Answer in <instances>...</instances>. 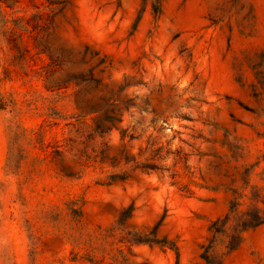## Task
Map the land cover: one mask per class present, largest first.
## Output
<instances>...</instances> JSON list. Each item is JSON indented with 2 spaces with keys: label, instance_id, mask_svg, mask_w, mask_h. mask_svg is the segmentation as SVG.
Segmentation results:
<instances>
[{
  "label": "rangeland",
  "instance_id": "obj_1",
  "mask_svg": "<svg viewBox=\"0 0 264 264\" xmlns=\"http://www.w3.org/2000/svg\"><path fill=\"white\" fill-rule=\"evenodd\" d=\"M257 211L264 0H0V264H264Z\"/></svg>",
  "mask_w": 264,
  "mask_h": 264
},
{
  "label": "trees",
  "instance_id": "obj_2",
  "mask_svg": "<svg viewBox=\"0 0 264 264\" xmlns=\"http://www.w3.org/2000/svg\"><path fill=\"white\" fill-rule=\"evenodd\" d=\"M123 159L120 160V163L122 161H124L125 164H129L132 161H134L133 166L136 168L141 167V168L148 169V170L159 169V167L155 163L146 162V163L142 164V163L135 161L134 159L128 158L126 156ZM128 176L129 175L127 174V172H125L124 174H115L112 176V178L113 179L118 178L120 180H125L128 178ZM237 207H238V203L233 202L231 205V208H230V213L226 216L225 220L224 221L217 220L213 223L212 229L214 232V238H216L218 234H221V233L226 234L227 233V225L231 219V213L236 211ZM133 210H134V207L130 206L126 211V215H129V216L132 215ZM248 215H250V214H247V216ZM241 219L242 220H240V222H238V224L235 226L234 232L229 235L230 236V241L228 243L229 251H232L239 246V244L241 242V232H243L249 228L256 227V226H258L264 222V216H261L259 211L252 214L249 218H241ZM146 242L162 243L160 240H157L156 238L145 237L141 234L136 233L132 239L128 240V246H132L134 244L146 243ZM164 243H166V242H163V245H164ZM209 251H210L209 249L206 250L205 257L207 258V260L210 264H213L212 260H211L212 255L209 254ZM120 253L122 255L121 259H118V257L113 258L115 264H148L147 262H133L126 254H124L123 250L122 251L120 250ZM87 259L91 264H107L105 261L106 256H102V257H96L95 256V257L87 258Z\"/></svg>",
  "mask_w": 264,
  "mask_h": 264
}]
</instances>
